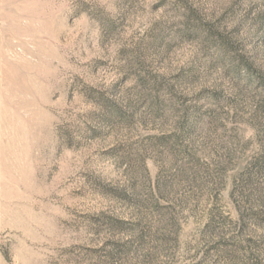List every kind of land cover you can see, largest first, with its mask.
Segmentation results:
<instances>
[{"label": "rangeland", "instance_id": "374dc122", "mask_svg": "<svg viewBox=\"0 0 264 264\" xmlns=\"http://www.w3.org/2000/svg\"><path fill=\"white\" fill-rule=\"evenodd\" d=\"M0 264H264V0H0Z\"/></svg>", "mask_w": 264, "mask_h": 264}]
</instances>
